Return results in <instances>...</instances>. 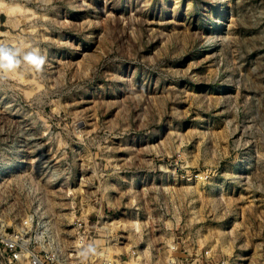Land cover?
Masks as SVG:
<instances>
[{
    "label": "rangeland",
    "instance_id": "374dc122",
    "mask_svg": "<svg viewBox=\"0 0 264 264\" xmlns=\"http://www.w3.org/2000/svg\"><path fill=\"white\" fill-rule=\"evenodd\" d=\"M0 49L4 237L264 264V0H0Z\"/></svg>",
    "mask_w": 264,
    "mask_h": 264
},
{
    "label": "built area",
    "instance_id": "2783aa9c",
    "mask_svg": "<svg viewBox=\"0 0 264 264\" xmlns=\"http://www.w3.org/2000/svg\"><path fill=\"white\" fill-rule=\"evenodd\" d=\"M17 235L4 237V233L2 232V229L0 228V244L5 245L7 249L11 253V260L16 262L17 264H67L65 262V259L62 257L60 258V261H56L51 259L48 255H45L44 257L39 256L34 251L28 250L26 248H22L19 246L17 242ZM96 252V251H95ZM125 252H118L113 253L112 255H102L98 256L96 255L93 260H86V261H76L73 264H132L131 259L132 256H135L136 250L131 249L130 256H125ZM27 253V257L25 259V254ZM96 253H99L96 252ZM210 254L207 250L204 251V254L202 255V258L204 260L197 262L195 259H179L177 256L170 255L168 256L165 261L162 264H227V262L223 260H219L215 263H211L209 261Z\"/></svg>",
    "mask_w": 264,
    "mask_h": 264
},
{
    "label": "clouds",
    "instance_id": "9594fccd",
    "mask_svg": "<svg viewBox=\"0 0 264 264\" xmlns=\"http://www.w3.org/2000/svg\"><path fill=\"white\" fill-rule=\"evenodd\" d=\"M17 55L18 52L0 49V61H2V63H0V68L12 69L18 66L20 61L15 58ZM23 59L37 68L43 64V58L35 52L28 53Z\"/></svg>",
    "mask_w": 264,
    "mask_h": 264
}]
</instances>
